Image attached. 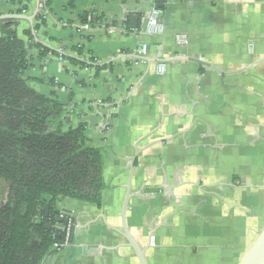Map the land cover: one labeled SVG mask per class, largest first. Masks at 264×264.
Returning a JSON list of instances; mask_svg holds the SVG:
<instances>
[{
	"label": "crops",
	"instance_id": "obj_1",
	"mask_svg": "<svg viewBox=\"0 0 264 264\" xmlns=\"http://www.w3.org/2000/svg\"><path fill=\"white\" fill-rule=\"evenodd\" d=\"M44 3L0 0V16H34L17 37L50 53L32 47L25 77L64 130L86 128L104 190L99 207L58 205L75 246L43 264H138L121 234L131 165L125 223L147 264H242L264 229V0ZM152 6L159 36L143 33Z\"/></svg>",
	"mask_w": 264,
	"mask_h": 264
},
{
	"label": "trees",
	"instance_id": "obj_2",
	"mask_svg": "<svg viewBox=\"0 0 264 264\" xmlns=\"http://www.w3.org/2000/svg\"><path fill=\"white\" fill-rule=\"evenodd\" d=\"M35 21L34 30L45 24L41 15ZM17 25L0 22V264H42L65 237L69 220L57 221L58 205H101L104 161L86 128L64 130L56 123L64 108L31 88L28 54L42 47L20 40Z\"/></svg>",
	"mask_w": 264,
	"mask_h": 264
},
{
	"label": "water",
	"instance_id": "obj_3",
	"mask_svg": "<svg viewBox=\"0 0 264 264\" xmlns=\"http://www.w3.org/2000/svg\"><path fill=\"white\" fill-rule=\"evenodd\" d=\"M33 17H27V16H23V15H4V16H0V22L1 21H27L32 28L33 27L32 26ZM135 21H136V18H133L132 19L133 24ZM162 22H163V19H162ZM32 32H34L33 29H32ZM131 167H132V165H131ZM131 167H130V171H129L128 188H127V192H126L124 202L122 205V212H121L122 232H121V234H122L124 240L126 241V246L133 251V253L137 259L138 264H147V261L145 259L144 250H141L139 248V246L136 244V242L133 240V238L130 236V234L127 230V227H126V223H125V212H126L128 200L130 198V190L129 189H130ZM47 213H48V208H46V214ZM66 219L67 220H70V219L74 220V217L71 216V214L69 212H64V211L60 212V217L58 218L57 221L60 224H64V223H66ZM74 226H75V229H73V235L76 233V230H77L76 228H78L76 222H74ZM74 246H75V242L71 241L69 246H67L61 250H53L48 255L50 256L51 254H54V253H64L66 251L71 250ZM45 259H44V261H45ZM44 261H43V263H44ZM242 264H264V229L261 232L256 244L250 250V252L246 256V258L244 259Z\"/></svg>",
	"mask_w": 264,
	"mask_h": 264
},
{
	"label": "built area",
	"instance_id": "obj_4",
	"mask_svg": "<svg viewBox=\"0 0 264 264\" xmlns=\"http://www.w3.org/2000/svg\"><path fill=\"white\" fill-rule=\"evenodd\" d=\"M162 11L159 10L157 7L152 6L149 9V12L145 18L144 25H143V33L146 36H159L163 33L164 27L162 23ZM86 28V27H85ZM176 42L180 45L186 44L187 40L184 36H178ZM148 52V48L146 45L140 46L139 55L141 57H145ZM61 59V58H60ZM166 71L164 64L157 65L156 73L159 75H163ZM72 240V225L70 220L67 223L65 229V237L61 244L54 245V250H61L70 245ZM154 245L152 236L149 239V247Z\"/></svg>",
	"mask_w": 264,
	"mask_h": 264
},
{
	"label": "rangeland",
	"instance_id": "obj_5",
	"mask_svg": "<svg viewBox=\"0 0 264 264\" xmlns=\"http://www.w3.org/2000/svg\"><path fill=\"white\" fill-rule=\"evenodd\" d=\"M244 259H245V258H244ZM244 259H243V261H244ZM243 261H242V262H243Z\"/></svg>",
	"mask_w": 264,
	"mask_h": 264
}]
</instances>
